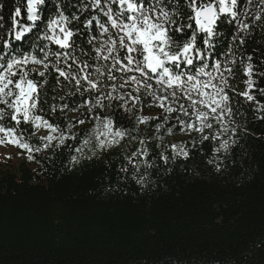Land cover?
<instances>
[{
	"label": "trees",
	"instance_id": "16d2710c",
	"mask_svg": "<svg viewBox=\"0 0 264 264\" xmlns=\"http://www.w3.org/2000/svg\"><path fill=\"white\" fill-rule=\"evenodd\" d=\"M31 1L0 0V129L31 151L0 168V264H264V0ZM198 84L201 116H145Z\"/></svg>",
	"mask_w": 264,
	"mask_h": 264
},
{
	"label": "rangeland",
	"instance_id": "374dc122",
	"mask_svg": "<svg viewBox=\"0 0 264 264\" xmlns=\"http://www.w3.org/2000/svg\"><path fill=\"white\" fill-rule=\"evenodd\" d=\"M33 4H37L35 0L30 2V8ZM36 12V9H34ZM137 32V31H136ZM140 40L145 43L147 49L153 47V44L156 40L161 39V34H153L151 32L138 31ZM25 90L26 85L20 84V98H19V106L25 105ZM175 95L181 99L180 107L177 108L173 106V102L162 106L154 111H145V116L157 115L158 113H162L164 111L176 110L179 113H185L187 116H190L194 120V118L201 116L206 112L205 106H211L212 102L221 100L222 88L217 85H193L191 87H180L178 86L175 92ZM190 108L187 110L185 108ZM213 111H217V108H212ZM196 132L195 127H193V123L187 127L181 134L174 137L176 140H181L183 138L189 137ZM37 133L46 138L49 141H54L55 134L51 130L50 126L44 122H39L37 127ZM31 156V151L28 148L20 145L18 141L10 134L2 131L0 129V168L7 167L11 163L19 164L24 162L25 160H29Z\"/></svg>",
	"mask_w": 264,
	"mask_h": 264
},
{
	"label": "water",
	"instance_id": "95a60500",
	"mask_svg": "<svg viewBox=\"0 0 264 264\" xmlns=\"http://www.w3.org/2000/svg\"><path fill=\"white\" fill-rule=\"evenodd\" d=\"M224 12H220L219 8L216 4H212L210 6L201 7L198 11L197 17L198 19L205 25L207 29H212L215 26V21L222 15ZM34 95V83L30 81L25 90V101L26 105L29 107L31 105V101Z\"/></svg>",
	"mask_w": 264,
	"mask_h": 264
}]
</instances>
